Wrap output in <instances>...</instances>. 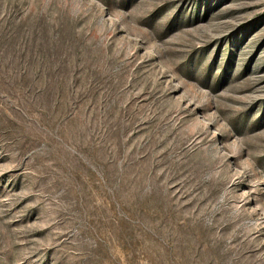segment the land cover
Returning <instances> with one entry per match:
<instances>
[{
    "label": "rangeland",
    "instance_id": "374dc122",
    "mask_svg": "<svg viewBox=\"0 0 264 264\" xmlns=\"http://www.w3.org/2000/svg\"><path fill=\"white\" fill-rule=\"evenodd\" d=\"M0 264H264V0H0Z\"/></svg>",
    "mask_w": 264,
    "mask_h": 264
}]
</instances>
